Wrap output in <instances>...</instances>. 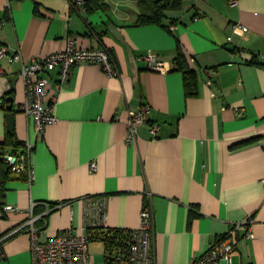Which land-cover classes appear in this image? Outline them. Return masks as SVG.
I'll use <instances>...</instances> for the list:
<instances>
[{"label":"crops","instance_id":"1","mask_svg":"<svg viewBox=\"0 0 264 264\" xmlns=\"http://www.w3.org/2000/svg\"><path fill=\"white\" fill-rule=\"evenodd\" d=\"M141 11L136 0H101L94 10L68 0H0V46L10 52L0 58V89L14 98L13 132L22 143L2 146L13 132L0 106V147L19 155L30 144L34 173L7 181L0 234L32 213L42 242L69 229L87 234L88 211L102 198L104 225L133 230L149 203L155 264H190L248 218L253 238L241 239L232 264H264V0H181L162 24L138 25ZM235 23L249 29L228 41ZM71 36L80 47L109 50L119 75L88 62L63 82L53 71L47 99H57L58 119L41 134L21 109L22 63L11 55L20 51L30 61L60 52ZM179 50L197 72L196 95L187 96L174 63ZM149 52L168 70L151 68L143 59ZM145 103L150 120L130 140L129 111ZM9 205L17 210L6 211ZM3 250L0 264H31V234L12 235Z\"/></svg>","mask_w":264,"mask_h":264},{"label":"built area","instance_id":"2","mask_svg":"<svg viewBox=\"0 0 264 264\" xmlns=\"http://www.w3.org/2000/svg\"><path fill=\"white\" fill-rule=\"evenodd\" d=\"M71 6H84L85 0H68ZM231 6H237L239 0H229ZM248 27L235 23L232 25V35L228 36V41H232L234 34H243L248 31ZM7 47L0 46V58L9 54ZM12 60L20 61L21 77L26 87V99L22 103L21 109L29 118H33L39 133H43L45 128L57 121V115L52 104L56 102L53 98L49 104V84L50 75L53 71L59 70L60 82L65 81L72 68L79 62L99 64L109 76H118L119 70L115 65L112 54L106 48H83L77 45L75 36L69 37L68 46L60 52H53L45 56L33 58L26 61L20 51L11 55ZM149 66L159 71H167L165 62L158 61L157 55L149 52L143 55ZM5 76V70L0 68V82ZM211 84V81L208 82ZM7 96L2 94L0 89V106L5 105ZM152 107L150 104H142L138 109L129 111L128 128L130 140L136 138L140 125L146 124L150 120ZM160 126L156 123L150 126V133L155 138L158 136ZM31 145L27 144L26 153L19 155L5 153L0 147V157L4 158L13 166L15 174L28 173L29 179L34 178L31 167L28 166V152ZM92 169H96V163H92ZM34 207V206H33ZM6 211H16L14 206H7ZM105 199H100L93 203L88 211L89 226H105ZM33 211V208H32ZM37 217L32 216L22 226L15 228L10 234H5L0 238V258L5 257L3 250L4 242L12 235L27 230L32 238V263L31 264H96L94 256L90 253L91 238L87 234H79L72 229L60 232L47 241H40L39 229L36 227ZM254 220L248 218L242 222L233 224L224 237L214 244L202 255L194 256L190 264H232L233 257L237 253L238 244L241 239L253 238ZM108 227V226H105ZM243 230L242 234H240ZM154 234L155 216L149 203L145 205L141 212V222L138 228L132 230L129 245L124 248L107 250L106 264H155L154 254Z\"/></svg>","mask_w":264,"mask_h":264},{"label":"trees","instance_id":"3","mask_svg":"<svg viewBox=\"0 0 264 264\" xmlns=\"http://www.w3.org/2000/svg\"><path fill=\"white\" fill-rule=\"evenodd\" d=\"M142 8L141 14L137 20L138 25L149 23L162 24L166 17V12L170 10H177L181 8V0H136ZM101 0H85V5L88 10H94L100 5ZM174 63L177 68L182 71L184 75L185 89L187 96L196 95L198 92V78L196 70L190 65L188 55L179 50ZM7 99V98H6ZM9 102L6 100L5 105L1 106L7 109ZM13 143L15 146L22 145L21 142L15 140V134L9 133L7 140L2 144L3 147ZM26 174V172H24ZM24 173L22 175H24ZM13 166L9 164L4 158L0 157V208H3L2 201L6 195V183L13 176ZM59 206V203H52L51 209L54 210ZM48 213L45 214L40 221H46ZM132 230L126 228H113L99 226H89L87 235L91 241H102L105 244V257L107 250L115 248H126L131 239ZM5 234L1 235L4 236Z\"/></svg>","mask_w":264,"mask_h":264},{"label":"rangeland","instance_id":"4","mask_svg":"<svg viewBox=\"0 0 264 264\" xmlns=\"http://www.w3.org/2000/svg\"><path fill=\"white\" fill-rule=\"evenodd\" d=\"M90 253L94 256L96 264H106L105 263V244L102 241H91Z\"/></svg>","mask_w":264,"mask_h":264},{"label":"water","instance_id":"5","mask_svg":"<svg viewBox=\"0 0 264 264\" xmlns=\"http://www.w3.org/2000/svg\"><path fill=\"white\" fill-rule=\"evenodd\" d=\"M7 101L9 102V105L7 107V109L9 110V113L7 114L8 125L10 132H13L15 124V116L13 114L14 98L12 96H9L7 97Z\"/></svg>","mask_w":264,"mask_h":264}]
</instances>
